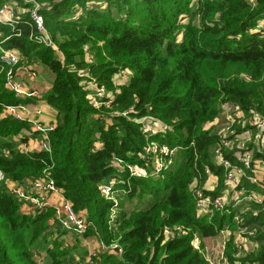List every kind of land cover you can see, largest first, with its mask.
I'll list each match as a JSON object with an SVG mask.
<instances>
[{
  "label": "trees",
  "instance_id": "1",
  "mask_svg": "<svg viewBox=\"0 0 264 264\" xmlns=\"http://www.w3.org/2000/svg\"><path fill=\"white\" fill-rule=\"evenodd\" d=\"M57 1L47 6L49 12L41 10L52 25L59 24L80 4L86 14L77 27L85 35L91 32L105 38L110 56L129 60L134 71L132 81L124 88L123 95L109 99L113 106L134 103L136 114L118 115L114 122L107 123L99 113L100 108L87 99L89 92L81 85L82 77L69 67L73 57L70 52H64V63L53 46L38 44L34 38L40 36L39 31L29 15L14 28L0 24V30L8 38L3 46L6 50L41 63L53 75L52 88L40 101L58 111L55 128L48 134L51 150L23 153L12 148L9 155H4L5 144L0 142V171L21 183L39 179L48 171L74 211L86 215L90 222L87 233H107L106 223L113 203L101 195V183L121 178L120 187L127 192V200L140 197L143 192L156 196L148 207L124 216L120 224L122 235L117 239L123 254L100 252L94 256L101 259L100 264H208L191 245L193 234L214 237L224 226L234 227L233 217L239 209L231 208V214L215 213L212 220L197 216L191 189L194 179L205 182V168L209 167L218 178L216 188L210 193L217 196L225 187L224 170L213 162L220 130L215 139L200 132L202 121L213 120L218 113L217 106H212L218 92L203 80L202 69L206 63L216 62L221 67L241 64L255 70V77L263 76V90H232V102L238 103L246 113L264 115V29L256 28L258 18L264 15V0H255V8L248 0H206L198 8L201 18L197 26H181L177 22L178 15L184 12V2L169 6L166 13L157 12L158 4L153 0H142L132 10L124 4L122 18L115 20L109 17L110 10L88 5L94 0H73L72 9L67 0ZM216 14L218 21L214 20ZM137 18L142 21L136 22ZM178 28L185 29L180 43L176 35ZM7 69L0 58V113L5 105L35 104L37 99H22L7 89ZM151 115L173 123L175 128L169 129L165 136H148L144 124L135 118ZM1 119L0 136L28 128L40 138L26 122L9 116ZM156 140L177 147L184 155L183 165L171 167L157 177H130L115 164L122 160L125 164L150 168L151 162L142 154L148 141ZM250 188L264 196V188L254 185ZM21 205L8 187L0 183V264H39L32 245L38 237L48 235L50 213L52 225L60 228L53 210L29 215L21 212ZM252 209L257 214L244 216L246 225L258 229L259 248L247 259L264 264V200ZM174 225L190 228L191 232L164 242L163 228ZM113 241V237L103 236L98 242L109 245ZM68 249L63 240L55 242L54 253L58 256L65 255ZM62 262L59 258L54 264Z\"/></svg>",
  "mask_w": 264,
  "mask_h": 264
},
{
  "label": "rangeland",
  "instance_id": "2",
  "mask_svg": "<svg viewBox=\"0 0 264 264\" xmlns=\"http://www.w3.org/2000/svg\"><path fill=\"white\" fill-rule=\"evenodd\" d=\"M141 1L142 0H94L88 5L98 10H110L109 17L111 19L113 18L115 20H120L122 18V7L124 4H126V6H129L128 8H131L132 10V8H135L137 3ZM205 1L206 0H153V2H157L158 4L156 7L157 12L162 10L165 13L168 12L169 6H174L176 3L182 4V2H184L182 4L184 12L180 13L177 17V22L181 26H197L199 24L201 14L198 13V8H200ZM248 1L252 3V8H255L257 6L255 0ZM53 2L54 0H0V24H3V26H6L8 24L12 28H14L16 24L25 19L26 15L30 16V12L34 10V7H38L37 10L44 19L45 32L43 34L49 37L51 46H53L62 62L65 63L66 56L64 52L66 50L70 52V54H72V62L69 64V67L71 69H75L78 75L82 77L83 81L81 85L89 92L87 94V99L91 101V104L93 106L100 108L98 109L99 113L103 115L106 122H114L113 119L118 115L127 117L135 115L136 109L134 103H130L126 106H122L119 104L113 106L110 102L111 98H118L123 95L124 88L127 87L128 84L132 81L134 71L130 66L129 60L123 57L120 58L110 56L109 52L106 49L105 38L91 32H88V35H85V31H81V28L77 27V22L82 21L81 18L85 16L86 11L80 4H76L72 9L73 0H67V2L71 5L72 14L68 15L67 17H63L61 21L58 22L59 24L52 25V22L50 20H46V17L41 13V10H48L49 12V10L51 9L47 6L52 5ZM62 2V0L57 1V3ZM12 14L13 16L11 17ZM214 18V20L218 21V14H216ZM141 21L142 19L140 18L136 19V22ZM172 21L176 20L172 19ZM263 22L264 15L258 18V22L256 24L257 26H259V23L262 24ZM184 32V28H178V31L176 33L178 43L181 42ZM36 39L34 38V40ZM81 39L84 40V42H80ZM7 40L8 38L4 37V32L0 30V56L3 55L2 50H6L3 46H5L4 44ZM77 40H79L78 45L74 47L73 44L77 42ZM36 42L40 44L39 40H36ZM42 44L45 45L44 43ZM163 56H166L165 52H163ZM20 57V67L38 63L30 61V58H27L25 56ZM6 66L9 68L7 64ZM46 77L50 81L53 80V75L49 71H46ZM202 78L208 84V87H211L218 92V95L214 97L216 98V101H214V103L212 104V106H217L218 108L217 116L213 120L204 119L200 127V132L206 133L207 135L212 137H214L215 134L218 133V131L223 127L225 114L221 106L222 104L224 105L232 103L234 97V95H232L231 93L232 90H247L249 92H261L263 90V76L255 77V70H252L241 64H231L228 67H221L216 62L206 63L202 69ZM0 88H2V85H0ZM101 89H103V97L100 96ZM103 99H105L106 101ZM232 104L238 105V103L234 101ZM241 110L244 112V115L236 117L237 121L239 120L240 124H236L234 126V133L237 135H240L247 131L249 132V129H251L250 127L248 128L243 126L244 120L246 121L247 119V113L242 108ZM1 118H7V115L1 112L0 120H2ZM135 120L142 122L147 131L151 126H154V128L158 130L165 126L171 130L175 128L173 123L166 122L159 116L151 115L140 119L135 118ZM52 122L54 121L51 120L47 121L46 123ZM166 133L163 135H166ZM154 136L160 135L155 134ZM36 139H38L37 135L32 134L28 128L21 129L17 134L7 135L4 133L0 136V142H3L5 144L3 154L9 155V149L12 148L23 153H28L34 150L40 151L41 149L38 147V140ZM255 151H257V149ZM183 162L184 155H182V153L177 149L175 151V155L173 156L172 168L176 169L182 166ZM127 166L128 165L124 164L121 165L123 170L128 172L129 168ZM148 177L150 176L148 175ZM30 180L18 183L26 184ZM114 181L118 183L111 196L115 199V201L107 199L105 197L107 201L113 203V209L110 211L107 219L108 221L106 223L107 233H104L102 235V233L96 234L95 231H88V233H85L83 237L79 236L78 234H74L72 232H68L64 229L58 228L56 225H52L54 223L52 222V214L50 213L47 219L49 220V224L51 225V229H49L48 235H46L45 237H38L32 245L34 254L38 255L37 261L38 259H40L44 264H54L55 261L59 260L60 258L61 260H63L62 264L101 263V259L94 257L95 255L100 254L97 249L98 241H100V239L103 240V236L104 238L113 237V240L117 241V239H119L122 235L120 224L124 219V216L128 215L129 217L131 211L135 210L137 212L144 209L145 207H148L156 197L152 194L143 192L140 197H136L133 200H127V192L122 190V187H120V184L122 183L121 178H115L114 180H110V182H103L101 183V185L105 183L109 184ZM195 182L199 186H203L204 184L203 180V183H201L199 179L196 178L194 179L191 187L193 186V184H195ZM0 183L5 184L7 187L14 186V181L7 178V176L1 171ZM29 185L30 184L28 183L25 187ZM244 203L245 202H242L237 208L239 209L241 207L244 209V213L240 215L246 221L244 216L246 213H250L253 215L257 214V211H254L252 209L254 203H250L249 205ZM21 204L22 205L20 210L22 213H27L29 215L34 214L35 208L31 203L25 204L24 202H21ZM26 208L30 210L27 212L25 210ZM254 229L258 230L257 228ZM61 235L63 236V238ZM62 240L63 242L67 243L69 249L67 250L65 255L58 256L57 253H54L55 242ZM166 241L167 240H165L164 237V242ZM201 244L204 247V254H214L216 252V248L214 250L211 249L216 245L215 238H202ZM220 245H222V243ZM47 250L50 251L48 252ZM220 251H223V255L225 257L228 256L227 252L229 255H231L228 250L223 248V245L220 246ZM256 252H252L250 253V255H253Z\"/></svg>",
  "mask_w": 264,
  "mask_h": 264
},
{
  "label": "built area",
  "instance_id": "3",
  "mask_svg": "<svg viewBox=\"0 0 264 264\" xmlns=\"http://www.w3.org/2000/svg\"><path fill=\"white\" fill-rule=\"evenodd\" d=\"M37 8L34 7V10L30 12V17L37 26L36 28L40 35L35 37V39L37 38L36 40L45 45H51L49 37L43 34L45 32L44 19ZM257 28L264 29V22L262 24L259 23ZM2 53L3 55L0 58L9 66L6 72L7 89L19 98L37 99L35 104L5 105L3 113L15 120L30 124L32 131L40 136L37 141L38 147L41 150L50 151L48 134L55 128L57 120L52 123H46L40 119V116L44 113L40 105L42 95L33 85L18 76L17 72L21 59L19 53L13 50H2ZM26 71L31 79H35L38 74L33 68ZM102 92L103 89L100 92L101 97H103ZM232 103L222 104L221 106L225 114V121L218 133V142L213 149L215 166L224 170L225 187L222 193L217 196L210 193L216 188V180L218 178L209 167L205 168L204 173L207 180L203 186H199L196 182L192 186L197 216L200 218L207 217L212 220L215 213L220 215L231 214V208L238 209L237 207L242 202L247 205L250 203L262 204L264 200V196L260 191L250 188V185L264 188V115L261 116L254 111H249L246 114L247 119L246 121L244 120L243 126L251 129H249V132L237 135L234 133V126L240 123L236 117L243 116L244 112L240 106ZM167 130L169 129L166 126L160 128V130L151 126L146 131L148 136H154L155 134L165 136L163 134ZM256 149L257 151H255ZM176 150L177 147H170L164 142L148 141L142 157L147 158L151 162L150 168H140L134 164H125L122 160L115 161V164L119 167L123 164L128 165L130 177H147L148 175L157 177L172 167ZM255 152H259L260 156L257 157ZM28 183L30 185L25 187ZM208 183H210V187L207 186ZM117 184L116 181L102 184L100 186L101 194L107 199L115 201L111 196ZM8 189L20 202L31 203L35 208L34 214L51 209L61 229L82 237L87 233L90 222L86 215L74 211L70 201L63 195L62 189L56 184L48 171L45 170L41 178L32 179L26 184L14 182V186ZM25 210L28 212L30 209L26 208ZM242 213H244V209L240 207L239 212H236L233 217L235 226H224L213 237L216 241L215 247L211 248L213 250L216 248L214 254H204V247L201 242L202 238L205 237L196 233L193 234L191 245L203 255L208 264H258L247 259L250 253L256 252L259 248V242L256 239L257 230L246 225V221L240 215ZM190 232V228L174 225L165 226L162 235L165 240H170ZM221 243L223 248L228 250L231 255L228 252V256L225 257L223 255V251H220ZM97 249L99 252L109 251L118 256L123 254V247L118 241H113L109 245L98 242ZM38 263L44 264L40 259H38Z\"/></svg>",
  "mask_w": 264,
  "mask_h": 264
},
{
  "label": "crops",
  "instance_id": "4",
  "mask_svg": "<svg viewBox=\"0 0 264 264\" xmlns=\"http://www.w3.org/2000/svg\"><path fill=\"white\" fill-rule=\"evenodd\" d=\"M31 68H33L38 72L35 79H31L27 75L26 70H30ZM17 74L21 79L33 85L40 92L41 95L47 93L52 88V81H50L46 77V68L41 63H35L24 67H19ZM40 105L42 106L44 112L43 115L40 116V119L44 122L51 120L55 121L58 111L55 108H53L51 105L43 101H41ZM207 186L210 187V183H208Z\"/></svg>",
  "mask_w": 264,
  "mask_h": 264
}]
</instances>
